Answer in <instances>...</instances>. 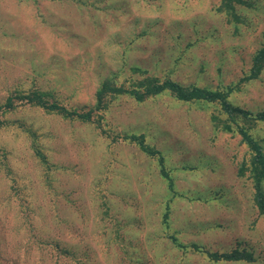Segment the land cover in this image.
<instances>
[{"label":"rangeland","instance_id":"374dc122","mask_svg":"<svg viewBox=\"0 0 264 264\" xmlns=\"http://www.w3.org/2000/svg\"><path fill=\"white\" fill-rule=\"evenodd\" d=\"M243 2L232 16L222 0H0V264H264L238 130L264 146V122L169 91L96 107L104 80L143 88L150 76L232 87V104L263 111L264 68L247 76L264 0ZM34 90L92 117L33 105L22 96ZM236 248L253 259L207 253Z\"/></svg>","mask_w":264,"mask_h":264},{"label":"trees","instance_id":"16d2710c","mask_svg":"<svg viewBox=\"0 0 264 264\" xmlns=\"http://www.w3.org/2000/svg\"><path fill=\"white\" fill-rule=\"evenodd\" d=\"M238 3L244 2L243 0H222L221 10L231 13L232 16H238L236 11ZM263 68L264 45L254 57L253 64L250 70L251 72L247 76V78L257 77ZM139 86L144 87L124 88L122 86L114 85L110 80H104L100 84L96 92V107L99 109L102 108L105 105L106 99L109 95L128 93L137 100L142 101L149 96H154L162 92L169 91L177 99L183 101L205 100L208 102H216L220 105L222 111L233 120L235 119L236 115H241L244 118H249L248 116L251 115L252 119L264 122V110L252 113L231 103L228 97L233 89L232 87H229V89H227L226 91H222L203 88L196 85L184 86L170 78L161 80L158 77L150 76L140 81ZM22 97H26V101L31 102V104L33 105L40 106L48 111H56L66 117H77L83 120H90L92 117L91 112H79L74 109L70 110L64 105L57 103L56 101H50V94L47 92L34 90L33 92L27 94L26 96L23 95ZM7 103L8 105H12L10 98ZM227 128L232 129L231 124H227ZM238 130L241 135L242 141L246 143L250 151V158L244 161L240 173H249V177L251 178L254 187V203L257 206L259 212L264 215V146L257 139H255L244 127L238 126ZM125 137L138 144L143 151L149 153L150 155H156L160 153L158 150L154 149L146 142L145 136L143 134H131L126 135ZM159 159L162 165L161 169L164 172V175L168 177V173L163 168L162 156H160ZM194 246L197 249L199 248L197 245ZM207 253L213 261H251L253 259L251 253L247 252L246 250H239L237 248L231 251H215Z\"/></svg>","mask_w":264,"mask_h":264}]
</instances>
